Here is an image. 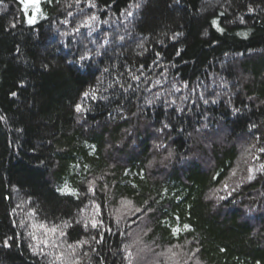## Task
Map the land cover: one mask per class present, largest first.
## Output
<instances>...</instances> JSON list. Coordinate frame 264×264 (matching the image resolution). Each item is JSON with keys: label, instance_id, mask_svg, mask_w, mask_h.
<instances>
[{"label": "trees", "instance_id": "16d2710c", "mask_svg": "<svg viewBox=\"0 0 264 264\" xmlns=\"http://www.w3.org/2000/svg\"><path fill=\"white\" fill-rule=\"evenodd\" d=\"M138 247L264 264V0H0V264Z\"/></svg>", "mask_w": 264, "mask_h": 264}, {"label": "rangeland", "instance_id": "374dc122", "mask_svg": "<svg viewBox=\"0 0 264 264\" xmlns=\"http://www.w3.org/2000/svg\"><path fill=\"white\" fill-rule=\"evenodd\" d=\"M32 2H34V1H32ZM133 204L132 203H129V202H127V201H122V200H120L119 201V204H118V206H116V210H115V212H117V213H120L119 215H122L121 213H123L124 212V214L123 215H126V214H128L129 213V211H130V213L132 212V214L134 215L135 214V216H133L132 217V220H136V217H137V210H133V211H131L132 210V208H133V206H132ZM118 207V208H117ZM137 208V207H136ZM134 222V221H133ZM144 244V243H143ZM137 245H135V247H136ZM138 246H141L142 247V245H139L138 244ZM134 247V248H135ZM144 252V255H146V257H144V255H143V253H142V251ZM135 251H137L138 252V254H137V259L135 260L134 259V262H135V264H141L142 262L144 263V264H152V262L153 261H155L152 257V255H150L151 253H152V251H150V247L149 248H147V247H143L142 249H140V247H138L137 249H135ZM147 256H148V258H147ZM171 256V255H170ZM144 257V259H142ZM173 259V260H172ZM167 264H176V262H177V260L175 259V258H171V257H169V259H167Z\"/></svg>", "mask_w": 264, "mask_h": 264}, {"label": "snow or ice", "instance_id": "6c2138e0", "mask_svg": "<svg viewBox=\"0 0 264 264\" xmlns=\"http://www.w3.org/2000/svg\"><path fill=\"white\" fill-rule=\"evenodd\" d=\"M29 23H33V21H29ZM213 24H215V21H213ZM85 95H87V93H85ZM80 110V106L79 105H77V111H79ZM96 226V224L95 223H93V227H95ZM187 227V226H186ZM6 244H7V242H5Z\"/></svg>", "mask_w": 264, "mask_h": 264}]
</instances>
